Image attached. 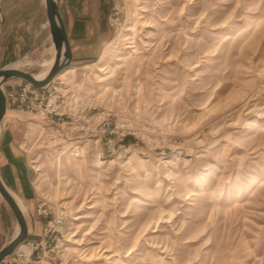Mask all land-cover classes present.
I'll return each instance as SVG.
<instances>
[{
	"label": "rangeland",
	"instance_id": "rangeland-1",
	"mask_svg": "<svg viewBox=\"0 0 264 264\" xmlns=\"http://www.w3.org/2000/svg\"><path fill=\"white\" fill-rule=\"evenodd\" d=\"M17 1L0 0V69L42 74L49 28L15 24ZM107 21L99 55L56 79L116 92L99 101L110 116L55 136L7 109L30 240L66 215L39 264H264V0H111Z\"/></svg>",
	"mask_w": 264,
	"mask_h": 264
},
{
	"label": "built area",
	"instance_id": "built-area-1",
	"mask_svg": "<svg viewBox=\"0 0 264 264\" xmlns=\"http://www.w3.org/2000/svg\"><path fill=\"white\" fill-rule=\"evenodd\" d=\"M4 89L8 108L13 107L40 117L44 126L47 124L55 129V136L64 135L66 125L72 132L76 130L87 133L91 121L99 120L105 113L111 115L105 108L99 113V101H110L118 96L115 92L112 93V97H102L103 93L97 89L82 91L63 80L58 81L56 77L42 88L35 87L24 79L17 81V78L15 80L13 78L5 82ZM44 206L45 203L40 204L38 211L48 214ZM65 223L66 215L65 211H62L55 219L47 222L40 239L27 238L1 264H39L46 257L48 241L53 236L59 239Z\"/></svg>",
	"mask_w": 264,
	"mask_h": 264
},
{
	"label": "crops",
	"instance_id": "crops-1",
	"mask_svg": "<svg viewBox=\"0 0 264 264\" xmlns=\"http://www.w3.org/2000/svg\"><path fill=\"white\" fill-rule=\"evenodd\" d=\"M110 3L111 0H60L59 8L72 48L71 64L83 65L93 61L99 55L102 43L107 39V17ZM12 8L14 7L12 6ZM11 14L16 18L15 24L22 23L24 18L31 16H44L45 20L42 26L49 28L44 0H38L37 4L32 6H25L23 0H18L16 9ZM47 39L52 40L50 28ZM9 127L8 122H5L2 132H0V174L6 185L21 201L24 203L27 201L29 206L30 187L28 188L27 185L30 182V170L25 160L14 153L15 147H17L14 143V130H10ZM5 202L0 195V224L8 220L11 214L10 206Z\"/></svg>",
	"mask_w": 264,
	"mask_h": 264
},
{
	"label": "water",
	"instance_id": "water-1",
	"mask_svg": "<svg viewBox=\"0 0 264 264\" xmlns=\"http://www.w3.org/2000/svg\"><path fill=\"white\" fill-rule=\"evenodd\" d=\"M47 21L49 23L50 33L53 44L56 49L55 61L48 71L47 75L38 79L36 76L26 70H20L13 67H4L0 69V132L4 127V118L8 109L7 96L4 89L6 80L10 78H22L38 88L49 85L52 80L64 69L68 68L72 62V48L63 17L60 12L58 0H45ZM0 7V15H1ZM0 195L8 203L17 220V232L9 241L0 248V264L11 255L14 250L24 240L31 235V227L26 215L19 204L18 196L6 185L0 174ZM21 201V200H20ZM22 202V201H21ZM19 229V230H18Z\"/></svg>",
	"mask_w": 264,
	"mask_h": 264
},
{
	"label": "bare ground",
	"instance_id": "bare-ground-1",
	"mask_svg": "<svg viewBox=\"0 0 264 264\" xmlns=\"http://www.w3.org/2000/svg\"><path fill=\"white\" fill-rule=\"evenodd\" d=\"M44 3H45V0H44ZM55 53H56V49H55V46H54V44H53V46H52V57H51L50 59L46 60V61L43 63V65H47L48 68H47V69L44 71V73H42V74H34V75L36 76V78H38V79H42V78H44V77L47 75L48 71L50 70V68L52 67V65H53V63H54V61H55ZM117 59H118V60H121V59H123V57H118ZM29 64H30V63H29ZM16 65H17V64H16ZM23 66H24V64H21V65H18V66H14L13 68H17V69H20V70H24V69H23ZM72 71H75V69L72 68V67H68V68L62 70L57 76H63L64 74H67V73L72 72ZM102 79H106V77H103ZM8 116H9V114H8V110H7V112H6V114H5V118H7ZM5 118H4V122H5ZM96 165L99 166L100 164L97 162ZM18 202H19V201H18ZM19 204H20V206L22 207V209H23V211H24V213H25V211H26V206H25L22 202H19ZM18 230H19V229H18Z\"/></svg>",
	"mask_w": 264,
	"mask_h": 264
}]
</instances>
